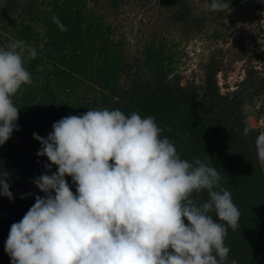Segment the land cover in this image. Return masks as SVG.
<instances>
[{
  "label": "trees",
  "instance_id": "trees-1",
  "mask_svg": "<svg viewBox=\"0 0 264 264\" xmlns=\"http://www.w3.org/2000/svg\"><path fill=\"white\" fill-rule=\"evenodd\" d=\"M211 2L88 0L61 5L59 24L48 20L42 41L21 33L17 41L38 55L25 65L33 84L14 97L19 131L0 146V170L10 173L13 194L12 200L0 195V264H11L4 250L11 225L45 195L35 178L57 171L45 169L51 162L37 155L41 144L33 133L47 138L61 118L104 108L154 117L182 159L208 155L241 213L225 238L228 261L264 264V164L255 147L264 126L251 129L245 111L263 94L264 78L248 63L235 90L222 94L217 83L233 61L264 53V0H228L222 12L211 11ZM247 40L254 54L245 50ZM189 43L202 46L189 55ZM246 126L251 131L244 136ZM65 179L75 194L72 178ZM207 199L204 192L200 200Z\"/></svg>",
  "mask_w": 264,
  "mask_h": 264
},
{
  "label": "clouds",
  "instance_id": "clouds-1",
  "mask_svg": "<svg viewBox=\"0 0 264 264\" xmlns=\"http://www.w3.org/2000/svg\"><path fill=\"white\" fill-rule=\"evenodd\" d=\"M229 7L228 0L209 6ZM37 55L23 41L0 46V146L19 131L14 97L33 84L25 65ZM52 129L47 138L33 133L37 155L51 162L45 169L57 171L35 178L45 195L10 227L4 250L11 264H237L228 261L225 238L241 213L208 155L182 159L154 117L119 109H88ZM255 147L264 164V132ZM9 178L0 170V195L12 200Z\"/></svg>",
  "mask_w": 264,
  "mask_h": 264
},
{
  "label": "rangeland",
  "instance_id": "rangeland-1",
  "mask_svg": "<svg viewBox=\"0 0 264 264\" xmlns=\"http://www.w3.org/2000/svg\"><path fill=\"white\" fill-rule=\"evenodd\" d=\"M87 2L88 0H0V46L19 40L21 33L25 30L32 31L35 38L42 41L47 21L53 19L61 5L74 6ZM263 20L264 14L261 24L264 23ZM249 43L247 40L244 48L248 54H254V48ZM201 46V44L189 43L186 46V52L191 55V52ZM193 62L188 68H193V64L196 63ZM248 63L264 78V53L260 57L252 59L244 56L236 62L233 61L230 70L217 75L218 87L222 94L235 90L236 86L244 79V71L249 65ZM247 117L251 129L262 130L264 126V92L256 99L254 105L249 107Z\"/></svg>",
  "mask_w": 264,
  "mask_h": 264
}]
</instances>
